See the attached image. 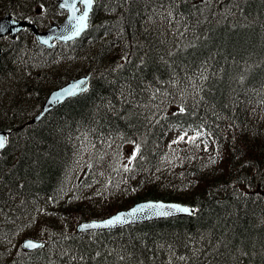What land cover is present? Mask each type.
Listing matches in <instances>:
<instances>
[{"label": "trees", "instance_id": "trees-1", "mask_svg": "<svg viewBox=\"0 0 264 264\" xmlns=\"http://www.w3.org/2000/svg\"><path fill=\"white\" fill-rule=\"evenodd\" d=\"M6 13L62 17L54 0H0ZM0 43V264H264V0H95L75 42ZM87 73L86 92L23 126ZM142 199L194 213L75 230ZM27 237L44 247L23 252Z\"/></svg>", "mask_w": 264, "mask_h": 264}, {"label": "water", "instance_id": "water-1", "mask_svg": "<svg viewBox=\"0 0 264 264\" xmlns=\"http://www.w3.org/2000/svg\"><path fill=\"white\" fill-rule=\"evenodd\" d=\"M55 2L57 5V8L59 10L66 12L65 18L60 23H58V24L52 23L49 25V27L46 30L38 31L35 25H33L27 21H24V20L14 19L11 15L6 14L0 18V25H2L4 27V31L0 32V37L9 34L11 36V38H14L15 35L19 31H21L24 27H29L34 34L36 42L39 45L44 46L46 48H52L54 46L55 41L67 43V42H71V41H74V40L80 38L82 36V34H84V32L88 29L89 16H90L91 11L93 9L95 0H92L91 7L89 9H87L88 10V18L86 21L87 26L83 29V31L80 33V35L73 36L71 39H64L63 38L65 36L71 35V32L69 31V16H71L72 12H73V9L70 6L71 0H70V4L65 6L64 8L60 7V5L62 3H64V0H55ZM75 7L77 9V11H75L76 16L81 15L83 13V11L85 10V5L81 4L79 2V0H75ZM74 22L75 21L73 20V23ZM0 55H1V49H0ZM89 80H90L89 74L79 76L76 78H71L68 82H66L61 87H58L56 89L51 90L49 92V94L47 95L45 101L41 105V108L38 111V113L35 114L27 123L28 124H34V123L39 122L47 113H49L51 110H53L57 106L64 103L67 99L75 97L76 95L84 92V91L77 90L74 95L67 96V95L63 94V92H62L63 89L69 88L70 86H72L74 84H78L80 81L86 82L84 87H86V89H87L89 86ZM58 96H62V99H60L59 102H57ZM6 135H7L6 130H0V136L6 137ZM5 144H6V142H5ZM3 149H0V152ZM148 203H158V204H163V205H178L182 208H188L189 212H187V213L177 212L175 209H166V210L172 211L173 214L170 216H154V215L149 214L147 216V218H146L145 213H141V212H137L135 217L127 215L133 209L140 208V207H142ZM191 214H192V209L190 207H188L184 204L178 203V202H166V201H162V200H146V201L136 202L133 205H131L129 208L124 209V210H119V211L113 213L112 215H110L106 218H103V219L84 220L76 226V231L79 233H85V232H89V231H95V232L113 231V230H116L118 228H121V227H124L127 225H137V224L144 223V222H151V221L166 219V218H170V217H186V216H190ZM117 215H121L123 217V220L126 222L116 223V224H113V225H110L107 227H94V228H84L83 227L84 225H89V224H93V223L102 224L103 222L108 221V220L116 217ZM29 240L33 241L39 245H42V247L44 245L43 241L35 240L32 238H25L20 242V247L25 252H29V251H33V250L42 248V247H38V248H25V247H23L25 241H29Z\"/></svg>", "mask_w": 264, "mask_h": 264}, {"label": "snow or ice", "instance_id": "snow-or-ice-1", "mask_svg": "<svg viewBox=\"0 0 264 264\" xmlns=\"http://www.w3.org/2000/svg\"><path fill=\"white\" fill-rule=\"evenodd\" d=\"M79 2L83 5H85V10L83 13L79 16L75 15V11H77L75 7V0H64V3L60 5L61 8H64L65 6L69 5L73 9L72 15L69 16V31L71 32L70 36H65L63 37L64 39H71L73 36H78L80 33L83 31V29L87 26L86 21L88 18V10L91 5H92V0H79ZM73 20L75 21L73 23ZM4 31V27L0 25V32ZM85 81H80L78 84H74L70 86L69 88L63 89L62 92L64 95L71 96L74 95L77 90L79 91H86ZM62 99V96L57 97V102ZM183 111V109H181ZM196 137H189V140H195ZM184 137L181 136L178 138L177 141H174L173 143H178L180 140H183ZM5 142H6V137L0 136V149H3L5 147ZM127 170V169H125ZM166 209H175L177 212H189L188 208H182L178 205H163V204H158V203H148L145 204L144 206L133 209L130 213L127 215L135 217L137 212L145 213L146 218L149 214L154 215V216H170L172 215V211L166 210ZM126 222L123 220V217L121 215H117L116 217L103 222L102 224H89V225H84V228H94V227H107L116 223H123ZM23 247L25 248H38L42 247V245H39L33 241H25Z\"/></svg>", "mask_w": 264, "mask_h": 264}]
</instances>
